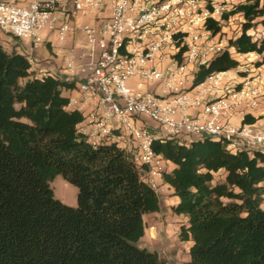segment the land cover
Here are the masks:
<instances>
[{
  "label": "trees",
  "instance_id": "obj_1",
  "mask_svg": "<svg viewBox=\"0 0 264 264\" xmlns=\"http://www.w3.org/2000/svg\"><path fill=\"white\" fill-rule=\"evenodd\" d=\"M235 15L244 19L241 34L199 67L193 87L236 69L235 54H256L253 65H264V37L249 34L264 29V0L233 4L222 21ZM206 28L222 32L212 19ZM75 84L40 77L27 56L0 44V264H162L136 245L144 216L161 211L159 194L125 151L93 146L79 132L84 116L63 96ZM152 148L173 165L163 181L178 198L173 213L187 218L180 237L192 243L188 264H264V150L234 154L209 138L157 139ZM222 170L224 181L214 183ZM58 175L77 187L76 207L55 198Z\"/></svg>",
  "mask_w": 264,
  "mask_h": 264
},
{
  "label": "built area",
  "instance_id": "obj_2",
  "mask_svg": "<svg viewBox=\"0 0 264 264\" xmlns=\"http://www.w3.org/2000/svg\"><path fill=\"white\" fill-rule=\"evenodd\" d=\"M65 0L19 4L0 0V32L22 41L43 42ZM73 15L103 9L100 26H85L91 60L69 64L79 100L69 106L84 114L78 126L89 144H114L131 156L141 180L156 193L167 188L168 162L157 155V139H214L231 153L264 150V117L243 123L264 102V65H240L193 87L199 67L228 48L229 38L207 30L223 10L206 0H73ZM68 23L58 28L64 39ZM183 49V51H182ZM33 66L34 61L28 58ZM149 119L151 129L143 124Z\"/></svg>",
  "mask_w": 264,
  "mask_h": 264
},
{
  "label": "crops",
  "instance_id": "obj_3",
  "mask_svg": "<svg viewBox=\"0 0 264 264\" xmlns=\"http://www.w3.org/2000/svg\"><path fill=\"white\" fill-rule=\"evenodd\" d=\"M19 4H30L34 1L49 0H6ZM242 1V0H240ZM238 1V2H240ZM56 13V22L52 29H45L41 36L43 42L35 45L33 41H22L12 38L0 32V44L7 50H15L20 54L31 58L34 61L32 69L35 70L40 77L51 76L56 79L72 81L66 68L69 64H82L91 60V46L89 45L84 27L100 26L102 22L109 16V10L103 9L89 15H73V0H65L58 8ZM68 23L70 30L64 39H61L58 28ZM264 34V33H263ZM264 37V35L262 36ZM253 56H258L253 54ZM63 96L69 99L79 100V95L75 90L64 91ZM68 109L73 110L71 106ZM84 116V114H83ZM256 121L264 117V102L260 105L253 115ZM143 124L151 129H155V124L149 119H143ZM168 168H173L168 163ZM170 193L172 191L168 189ZM175 198V204L178 198Z\"/></svg>",
  "mask_w": 264,
  "mask_h": 264
},
{
  "label": "rangeland",
  "instance_id": "obj_4",
  "mask_svg": "<svg viewBox=\"0 0 264 264\" xmlns=\"http://www.w3.org/2000/svg\"><path fill=\"white\" fill-rule=\"evenodd\" d=\"M240 0H206L208 4L214 3L225 11L231 10L233 4ZM222 32L219 38H235L241 34L244 19L241 15L232 16L229 20L221 21ZM262 26L249 31L254 38H260L264 34ZM235 58V56H234ZM242 65H253L261 60L260 56L249 55L244 59L237 58ZM225 172L222 170L214 175V183L223 182ZM50 186L56 199L62 203L76 207L78 204V189L58 175ZM161 211L144 216L145 235L136 245L158 254L162 264H188L190 262V241H182L180 237L182 226L187 225V218L173 213L175 205L173 193L164 188L159 193ZM264 209V203L262 205Z\"/></svg>",
  "mask_w": 264,
  "mask_h": 264
}]
</instances>
